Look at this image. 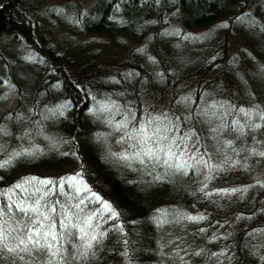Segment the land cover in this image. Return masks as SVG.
Segmentation results:
<instances>
[{
    "label": "trees",
    "instance_id": "trees-1",
    "mask_svg": "<svg viewBox=\"0 0 264 264\" xmlns=\"http://www.w3.org/2000/svg\"><path fill=\"white\" fill-rule=\"evenodd\" d=\"M33 4H0V36L10 34L36 60L27 81L0 101V133L9 119L15 139L41 120L48 87H57L74 124L56 140V161L0 170V264H264V0H97L77 26L60 17L64 45L44 35ZM223 19L245 45L238 56L228 33L219 40L208 31ZM82 34L107 35L116 64L101 69L107 54ZM252 52L258 76L246 66ZM75 61V69L64 66ZM126 95L131 111L121 104ZM97 110L125 123L128 141L142 126L168 124L145 142L161 154L143 173L153 186L127 188L90 169L80 135ZM83 168L80 184L66 179ZM15 224L34 240L39 229L51 248H7Z\"/></svg>",
    "mask_w": 264,
    "mask_h": 264
},
{
    "label": "rangeland",
    "instance_id": "rangeland-1",
    "mask_svg": "<svg viewBox=\"0 0 264 264\" xmlns=\"http://www.w3.org/2000/svg\"><path fill=\"white\" fill-rule=\"evenodd\" d=\"M2 1L3 0H0V4ZM31 1L32 0H29V2ZM95 1L97 0H34L30 12L32 17L38 21L40 28L43 29L44 35L50 38L51 42L56 44V41L59 40V44L64 45L62 44L63 42H60L61 36L64 33L63 23L60 22V17L67 24L70 22L71 26H77L85 21L88 14V7ZM123 22H125V18ZM54 27L55 29H53ZM210 30V33H217L219 40L225 37L227 33L229 34V51L231 55L237 54L238 56L239 51L245 49L240 35L235 31H227L226 19L216 22L208 31ZM69 33L73 34L72 30H69ZM88 38L91 39L90 42H92V46L97 49L101 48L100 52L107 54V57H105L106 60L101 61H105L107 64L102 63L103 66H101V69L113 67L116 61L110 56V52L112 51L111 48H113L110 38L107 35L90 36L82 34L80 40ZM257 42H260V40L257 39V41H255L254 39L252 42L253 46H255ZM45 53L46 52H43L41 55L43 56ZM251 54L252 57L248 60L249 64H246L248 73L258 76L260 61L255 52ZM46 56H48V53H46ZM35 62L36 60L32 57L28 49L25 48L22 43L12 39L10 34L6 33L0 36V75L1 78L4 79L3 83L0 84V101H4L9 94L15 89L17 90L18 87L16 88V85L18 83L27 81V72L30 71L29 68ZM76 63L78 62H73V66H68L66 64L64 66L68 69H75L79 67ZM54 87L55 85L51 88ZM48 89L52 99L50 100L48 108L42 109L43 113L41 115V120L22 131L16 139L15 137L13 138L14 135L10 127L11 120L9 119L6 124H4L3 129L8 130V132L1 130L0 133V164L5 165L0 167L2 172L4 169L13 167L14 164H20L22 167H29L36 161H56L58 158H55L62 154V150L58 148L57 151L54 152L53 148L56 149L54 145L57 139L68 138L70 135L74 124L73 117L70 110L67 108V102L59 99V90L57 87H55L53 91H51L50 87H48ZM45 95H47V90L45 91ZM98 101L99 100H97V102ZM109 102L110 100L107 99L105 101V103H107L106 105H108ZM124 102L126 110L131 111L133 98H131L130 95H126L125 101H121V104L124 105ZM100 112L102 111L97 110L91 114V117H93V121L89 122L91 131L87 132V134L80 135L81 141L87 145L85 153L91 158L90 169L102 171L106 176L123 180V184L124 186L126 184L127 188L133 183H135L134 187L137 185L141 188L153 186L154 184L150 183L143 173L149 169L146 168V166L150 164L154 165L155 159L159 158L161 154L158 153V151L156 153L155 151L151 153L146 144L154 138V136L157 135L161 137L162 134L164 135V131L168 128V124L158 120L155 121L154 131L150 132L146 129L150 139L146 141V144L143 142L144 144L138 147L137 144H142L140 138L136 136L131 141L126 139L125 123L119 121L116 117L103 116ZM31 113H33V109ZM120 127H122L121 130ZM18 130H20V124ZM113 130L119 132L115 133ZM153 133L156 134L153 135ZM6 161L9 163L5 164ZM43 167L46 166H40L39 168L41 169ZM35 168H37V166ZM69 168H74V166H56L53 169H62L66 171V169ZM85 171V168L80 169L78 174L68 175L66 179L70 180L72 183L77 182L78 184L79 182L80 184L83 179L82 174L85 173ZM8 172L12 174L10 171ZM73 177H75V180H72ZM59 182L61 184L62 179ZM44 220H46V216ZM19 228L20 226L15 224L16 241L10 243L7 248H25V246H27V248H36L31 241L29 243L28 233L25 231L20 233V231H18ZM38 238L40 245L46 244L45 239H40L41 237ZM21 240L24 241V244L20 243Z\"/></svg>",
    "mask_w": 264,
    "mask_h": 264
},
{
    "label": "snow or ice",
    "instance_id": "snow-or-ice-1",
    "mask_svg": "<svg viewBox=\"0 0 264 264\" xmlns=\"http://www.w3.org/2000/svg\"><path fill=\"white\" fill-rule=\"evenodd\" d=\"M156 133H153V135H155ZM137 137L140 138L141 142H146L148 139H150V137L148 136V133L146 131V127L145 126H142V128L140 130H138L137 132ZM173 144H175V141L173 140L172 141ZM169 153L170 154H173L174 153H171V149H169ZM19 155V154H17ZM261 155H264V153H261ZM9 163L8 161L5 162V164ZM206 163V162H205ZM5 166L4 164H0V167H3ZM72 180H75V177L72 178ZM44 183H51V181H45ZM17 187H19V185H17ZM235 191V189L233 190ZM105 207L106 208H109V211H111V208L110 206H108L107 204H105ZM31 211L33 212H39V208L36 207V208H31L30 209ZM203 217H200V219H202ZM189 219H197V217H189ZM81 231H83V229H81ZM41 235L39 229L36 230V236L39 237ZM48 233H45V236H47ZM4 238H5V230H4V226L3 224H0V250H3L4 247H6V245H3V241H4ZM53 240L56 239L55 235H53ZM92 239L94 240L95 237H92ZM28 240L32 242L33 246L38 248V249H44V250H48L51 248V245L50 244H46V245H40L39 243V240H33L32 239V236L29 235L28 236ZM21 244H24V241L21 240L20 242ZM88 247H91V245L89 244ZM24 251H28L29 249L27 248V246H25V248L23 249ZM8 251H16L15 249H8Z\"/></svg>",
    "mask_w": 264,
    "mask_h": 264
}]
</instances>
